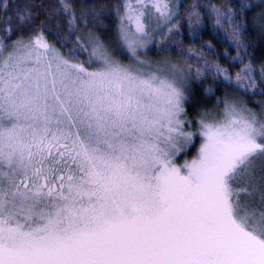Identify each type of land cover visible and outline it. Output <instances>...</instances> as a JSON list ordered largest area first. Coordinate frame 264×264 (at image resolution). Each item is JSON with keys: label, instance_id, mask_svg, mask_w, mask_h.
I'll list each match as a JSON object with an SVG mask.
<instances>
[{"label": "snow or ice", "instance_id": "snow-or-ice-1", "mask_svg": "<svg viewBox=\"0 0 264 264\" xmlns=\"http://www.w3.org/2000/svg\"><path fill=\"white\" fill-rule=\"evenodd\" d=\"M0 264H264V0H0Z\"/></svg>", "mask_w": 264, "mask_h": 264}, {"label": "trees", "instance_id": "trees-1", "mask_svg": "<svg viewBox=\"0 0 264 264\" xmlns=\"http://www.w3.org/2000/svg\"><path fill=\"white\" fill-rule=\"evenodd\" d=\"M182 3L184 4H192L193 2H197V0H181ZM199 2H203V3H214V4H223L225 2H229V0H199ZM231 3L235 4L238 2V0H230ZM208 30L205 31L203 33V39L204 40H211L212 39V35H211V32H212V28H211V21L209 20L208 22ZM185 42L187 43V38H185ZM213 43H215V40H213ZM235 54V53H233ZM161 54L157 53L154 51V53H151L149 52L148 53V56H152V57H156V56H159ZM257 55L259 56L260 55V50L258 49L257 50ZM154 59V58H153ZM211 83V78L209 79V84H206L204 85V87H208Z\"/></svg>", "mask_w": 264, "mask_h": 264}, {"label": "rangeland", "instance_id": "rangeland-1", "mask_svg": "<svg viewBox=\"0 0 264 264\" xmlns=\"http://www.w3.org/2000/svg\"><path fill=\"white\" fill-rule=\"evenodd\" d=\"M149 48H150V51L149 52H151V53H154V51L155 52H157V53H159L158 51H157V49L155 48V47H153L152 45H149ZM148 52V53H149ZM160 54V53H159ZM150 58H154V59H156V58H159L160 57V55L159 56H156V57H152V56H149Z\"/></svg>", "mask_w": 264, "mask_h": 264}]
</instances>
